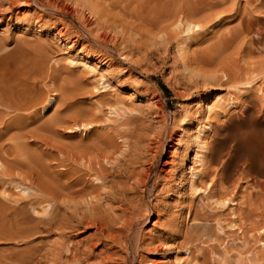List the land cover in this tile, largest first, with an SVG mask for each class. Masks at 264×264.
<instances>
[{"label":"rangeland","instance_id":"rangeland-1","mask_svg":"<svg viewBox=\"0 0 264 264\" xmlns=\"http://www.w3.org/2000/svg\"><path fill=\"white\" fill-rule=\"evenodd\" d=\"M11 1L0 0V46L16 47L9 65L19 71L21 107L0 119V264H264V35L244 29L227 41L244 13L264 25V0H149L137 12L128 0H93V13L83 0ZM189 2L203 3L197 25L178 17ZM216 44L232 69L214 62L190 77L184 65L201 69L197 56ZM76 117L90 124L73 126ZM200 121L208 142L197 147ZM90 145L108 154L94 185L82 159L62 152ZM194 149L206 158L194 160L201 177L191 181ZM148 165L143 187L134 177ZM52 182L73 188L61 197ZM82 184L93 204L74 191ZM86 214L104 226L82 223Z\"/></svg>","mask_w":264,"mask_h":264},{"label":"bare ground","instance_id":"bare-ground-1","mask_svg":"<svg viewBox=\"0 0 264 264\" xmlns=\"http://www.w3.org/2000/svg\"><path fill=\"white\" fill-rule=\"evenodd\" d=\"M13 1V0H12ZM11 1V2H12ZM21 1V0H20ZM42 1V0H41ZM48 1V0H47ZM61 1V0H60ZM78 1V0H77ZM84 2H82L81 4H82V7H85V6H83V5H86V7L88 8V10H89V12L91 13L92 12V10H93V5H94V3H91V2H93V0L91 1V0H83ZM115 1H117V0H115ZM119 1H122V0H119ZM149 0H128L127 1V4H125L127 7H130L134 12H137V11H141V10H139L140 9V7L144 4V3H147ZM155 2H156V0H154ZM161 1V0H160ZM163 1V0H162ZM166 1V0H165ZM205 1V0H204ZM209 1V0H208ZM211 1V0H210ZM214 1V0H213ZM45 2V1H44ZM44 2H43V4L42 5H45L44 4ZM52 2V1H51ZM57 2V1H56ZM80 2H81V0H80ZM96 2V1H95ZM167 2V1H166ZM166 2H164L165 4H166ZM187 2V1H186ZM220 2V1H219ZM13 3V2H12ZM49 3H50V1H49ZM59 3V2H58ZM73 3H75V2H73ZM161 3H163V2H161ZM210 3V2H209ZM217 3V2H216ZM50 4H52V3H50ZM55 4V3H54ZM77 4H79L78 2H77ZM77 4H74V5H77ZM149 4V3H148ZM156 4V3H155ZM155 4H152V6L153 5H155ZM157 4H159V3H157ZM167 4H169V3H167ZM189 4H190V6H187L186 8L188 9L187 11L185 10H183V9H180L179 11H177L176 13L178 14V15H180V16H178L180 19H182V16H184V19H185V21L187 22V23H189V24H198V22L192 17L194 14H196L195 12H197V10L200 8V6H202L203 5V3L200 5V4H197V3H193V2H189ZM260 4H262V5H264V1L262 2V3H260ZM8 5V4H7ZM59 5V4H58ZM57 5V6H58ZM95 5H96V8H97V5H98V3L96 4L95 3ZM129 5V6H128ZM205 5H207L208 6V3L207 4H205ZM210 5V4H209ZM216 5V4H215ZM217 5H220V3H218ZM256 5V4H255ZM47 6H48V4H47ZM50 6V5H49ZM67 6V5H66ZM79 6V5H78ZM77 6V7H78ZM160 6V5H159ZM162 6H163V4H162ZM166 6H168V5H166ZM211 6H213L212 4H211ZM56 7V6H55ZM62 7V9H64V7L63 6H61ZM75 7V6H74ZM76 7V8H77ZM81 7V6H80ZM113 7V9H114V6H112ZM156 7V6H155ZM165 7V6H164ZM210 7V6H209ZM264 7V6H263ZM46 8V7H45ZM70 8V7H69ZM149 8V7H148ZM148 8H146V11L148 10ZM160 8V7H159ZM207 8V7H206ZM205 8V9H206ZM255 8V7H254ZM104 9H106V8H104ZM152 9V8H151ZM176 9V8H175ZM174 9V10H175ZM203 9V8H202ZM260 9V8H259ZM55 10V9H54ZM69 10V9H68ZM86 10V9H85ZM84 10V11H85ZM129 10V9H128ZM204 10V9H203ZM58 11V10H57ZM71 12H72V9L70 10ZM83 11V10H82ZM95 11V10H94ZM96 11H97V9H96ZM127 11V10H126ZM146 11L145 12H143V14H145L146 13ZM151 11V10H150ZM150 11H148V12H150ZM152 11H156L155 9H153ZM199 11V10H198ZM202 11V10H201ZM76 12V11H75ZM107 12V11H106ZM127 12H129L130 13V11H127ZM132 12V11H131ZM175 12V11H174ZM173 12V13H174ZM200 12V11H199ZM66 13V12H65ZM93 13V12H92ZM97 13H98V15H100L99 14V8H98V11H97ZM108 13V12H107ZM139 13L140 12H138V16H139ZM164 13H166V16H168L167 14V11H165L164 10ZM162 14L161 16L162 17H164V15L165 14ZM105 14V13H104ZM130 14H132V13H130ZM141 14V13H140ZM149 14V13H148ZM154 14H155V12H154ZM198 14V13H197ZM243 14V13H242ZM247 14V13H246ZM245 13L243 14V15H240V16H242L241 17V20H240V17H238L239 18V20L241 21V25L240 24H237L238 25V29H237V27L235 28V30H233L234 31V34L228 39V38H226V39H228L227 41H229L230 42V40H232V39H236L237 38V35L239 36V33H241V32H243V30L245 29V32H247L248 33V31H251V35H249V38L250 39H253V38H258L259 36H261V35H264V25H262V26H260V25H253V22L255 21L254 19L255 18H257V19H259V16L258 17H254V16H257V15H254V14H249V15H246ZM98 15L96 16V17H98ZM151 15V14H150ZM150 15H149V17H150ZM69 16V15H68ZM148 16V15H147ZM158 16L159 17H161L159 14H158ZM83 17V16H82ZM92 17H93V15H92ZM95 17V16H94ZM93 17V18H94ZM101 17V16H100ZM152 17V16H151ZM154 17H155V15H154ZM85 18V17H84ZM135 18V17H134ZM179 18H178V20H179ZM95 19V18H94ZM97 19V18H96ZM136 19V18H135ZM145 19V18H144ZM150 19V18H149ZM153 19H156V18H153ZM157 19H158V17H157ZM138 20V19H137ZM141 20V19H140ZM238 19H237V22L239 21ZM84 21V20H83ZM142 21V20H141ZM145 21V20H144ZM148 20H146V22H147ZM153 21V20H152ZM180 21V20H179ZM148 22H150V21H148ZM154 22V21H153ZM153 22H152V25H153ZM156 22V21H155ZM154 22V23H155ZM176 22V21H175ZM174 22V23H175ZM173 23V22H172ZM172 23L170 24V25H172ZM257 23V22H256ZM149 24V23H148ZM91 25V24H90ZM236 26V25H235ZM115 27H117L116 25H115ZM205 27V26H204ZM234 28V27H233ZM113 29H114V27H113ZM116 30V29H115ZM131 30V29H130ZM194 30V29H193ZM133 31H134V29H133ZM62 32H63V30H62ZM61 31H60V34L62 33ZM64 33V32H63ZM132 33V32H131ZM244 33V32H243ZM62 35V34H61ZM234 39V40H235ZM221 40V39H220ZM222 40H223V38H222ZM192 41V40H191ZM233 41V40H232ZM220 44H222V43H220ZM226 44V43H225ZM263 45H264V42H263ZM188 47V46H187ZM222 48H223V46H221V45H213V46H207V47H205L203 50H202V52H201V54L199 55V56H197V59L195 60V61H197L198 62V64H200L201 65V67H202V65H205V64H207L206 66H208L209 64H213L214 62L215 63H220V66H221V68H222V71H224V74H226L227 75V73H228V69H232V66H233V61L232 60H230L229 58H227L226 56H222L221 55V50H222ZM15 51H16V47L15 48H13L12 50H9V51H5L4 49H2V46H0V119H1V121L3 120L4 121V119H3V117H2V115L4 114V113H6L7 112V110H6V108L8 107V108H10L11 110H13L12 112V116H16V115H18L17 114V111H19L18 109L21 107V99H20V93H19V87H18V82H19V71H18V68H17V66L15 65L14 67H11L10 65H9V59L10 58H12L13 56H15ZM78 56V55H77ZM86 56V55H85ZM89 56V55H88ZM81 57H82V55H81ZM242 57H244L243 55H242ZM14 58V57H13ZM83 59V58H82ZM193 59V58H192ZM195 59V58H194ZM86 59H84V62L86 63V65H88V64H91L90 62H88V61H85ZM95 60V59H94ZM186 61V60H185ZM195 61H192L191 60V62H193V63H196ZM16 62V61H15ZM95 62V61H94ZM103 63L104 62V60L103 59H99L98 58V60L95 62L96 64H98V63ZM190 62V63H191ZM94 64V63H93ZM185 64V63H184ZM212 64H211V66H212ZM13 65V64H12ZM200 65H196V66H199L200 67ZM107 66V65H106ZM185 67V69L187 70H185L186 72H188L187 74H189V76L191 77L192 75L191 74H196L197 76L199 75V73H201V71L200 70H202V73H203V71L205 72L206 71V67L205 68H201V69H199L198 67H195V66H192V64L190 65H188L187 63L184 65ZM96 68V67H95ZM102 68V67H101ZM100 68V69H101ZM104 68H105V66H104ZM183 68V69H184ZM210 68V67H209ZM103 69V68H102ZM106 70H107V68H105ZM204 69V70H203ZM216 69V68H215ZM215 69L214 70H212V71H210L209 73L210 74H216L217 72H215ZM217 69H218V67H217ZM216 69V70H217ZM207 70H209L208 68H207ZM100 71V70H99ZM105 71V70H104ZM103 70H102V72H100V75H101V77H102V79H103V76L105 77V72H104ZM108 71H110V70H108ZM91 72V71H90ZM220 72V71H219ZM107 73H109V72H107ZM196 75H193L194 77L196 76ZM101 77H100V79H101ZM238 77V76H237ZM32 78H35V77H32ZM253 78V77H252ZM50 79H52V78H50ZM235 79V78H234ZM233 78L231 79V80H234ZM202 80V79H201ZM249 80V79H248ZM205 81V80H204ZM245 81V80H244ZM203 82V81H202ZM207 82V81H206ZM229 82H232V81H229ZM239 82H242V81H239ZM102 83H103V81H102ZM205 83V82H204ZM210 83H211V81H210ZM233 83V82H232ZM238 83V82H237ZM208 84H209V81H208ZM204 85H206V84H204ZM203 85V86H204ZM59 86V85H58ZM58 89H59V87H58ZM61 89V88H60ZM60 89H59V91H60ZM77 89V88H76ZM78 89H80V88H78ZM62 90V89H61ZM73 90H75V89H73ZM73 90H71V91H73ZM56 91H58V90H56ZM56 91H54V92H56ZM58 91V92H59ZM63 91V90H62ZM60 93V92H59ZM64 93H66V92H64ZM68 93H70L71 94V96H72V94L74 95L75 93H71V92H68ZM58 94V93H57ZM206 95V94H205ZM73 97V96H72ZM72 97H70V98H72ZM52 98V97H51ZM74 98V97H73ZM203 99V98H202ZM26 100H28L29 101V99H27L26 98ZM56 100V99H55ZM205 100V99H204ZM207 103V102H206ZM49 104H50V102H49ZM48 104V105H49ZM46 107V106H45ZM48 107V106H47ZM45 109V108H44ZM46 110H47V108H46ZM262 110V109H261ZM22 111V110H21ZM20 111V112H21ZM45 111V110H44ZM81 113V112H80ZM6 115H8L7 113H6ZM247 116V115H246ZM8 118V117H7ZM6 118V119H7ZM251 118V117H250ZM5 119V120H6ZM263 119V118H262ZM261 119V120H262ZM91 120V119H90ZM226 120H227V118H226ZM89 120H86V119H83L82 117H76L75 119H73V122H74V125L73 126H75V125H78L79 126V124H83V125H85L86 126V123H89L88 122ZM229 121V120H228ZM235 122L237 121V120H234ZM230 122V121H229ZM90 124V123H89ZM5 127V126H4ZM8 127V126H7ZM73 128V127H72ZM88 128V127H87ZM210 128V127H209ZM249 128V127H248ZM205 130H206V125L203 123V122H197V125L195 126V132H194V135H193V137H191V138H193V141L195 142V146H206V138H205V134H204V132H205ZM31 136V135H30ZM119 137V136H118ZM216 138H217V136H216ZM259 139V138H258ZM208 142V141H207ZM217 143H219V142H217ZM105 144V143H104ZM220 144V143H219ZM122 145H124V144H122ZM193 145V144H192ZM208 145H209V143H208ZM125 146V145H124ZM217 146H219V145H217ZM4 147V146H3ZM68 147H70V146H68ZM66 148V149H64V150H62V152H64V154L66 155L64 158L65 159H69L70 161H74V160H77L78 158H81L82 159V162H83V164H84V171L86 172V173H88L89 175L90 174H92L93 175V177L92 176H89L87 179H89L90 181L89 182H87V184H89V185H94V184H97V182H95V181H93L92 179L94 178V179H98V178H100L99 180H102L103 181V170H104V165H103V159L104 158H106L107 157V153H106V149H105V147H102V146H96V145H90V146H87V147H84V148H81V149H79L78 147H70V148ZM90 147V149H88ZM157 147V146H156ZM155 147V148H156ZM208 147H210V146H208ZM255 147V146H254ZM12 148V147H11ZM211 148V147H210ZM234 148V147H233ZM203 149H205V148H203ZM4 150V149H3ZM59 150V149H58ZM156 150H157V148H156ZM156 150H154V151H156ZM218 150V149H217ZM257 150V149H256ZM5 151V150H4ZM7 151V150H6ZM5 151V152H6ZM108 152V151H107ZM205 152V151H204ZM218 152V151H217ZM236 152V151H235ZM7 153V152H6ZM155 153V152H154ZM258 153V152H257ZM260 153V152H259ZM207 154H208V152H207ZM8 155V154H7ZM224 155V154H223ZM222 155V156H223ZM229 155H230V153H229ZM215 156V153H214V155H213V157ZM228 156V155H227ZM264 156V155H263ZM111 157V156H110ZM257 157V156H256ZM64 158L63 159H61L60 158V160H64ZM205 158H206V155H205ZM204 158V156L203 155H200V154H198V152H197V150L196 149H194V153H193V156L191 157V159H190V162H191V164L190 165H192L191 167H192V169H191V171H190V174H191V177H190V179H191V181H193L194 180V177L195 176H197V178H198V176L200 175V168L199 167H196V166H194V160H196V159H198V160H200V162H203V159H205ZM249 158H251V157H249ZM249 158H248V160H249ZM1 159V158H0ZM186 159H187V157H186ZM218 160H219V157L217 158ZM216 159V160H217ZM222 159V158H221ZM227 160V159H226ZM246 160H247V157H246ZM260 160V159H259ZM3 161V160H2ZM14 161V160H13ZM28 161V160H27ZM168 160H166V162H167ZM251 161H252V159H251ZM250 161V162H251ZM262 161V160H261ZM260 161V162H261ZM10 162V161H9ZM21 162H22V160H21ZM24 162V161H23ZM30 162V161H29ZM166 162H165V164H166ZM210 162V161H209ZM221 162V161H220ZM227 162V161H226ZM1 163V162H0ZM5 163V162H4ZM3 163V164H4ZM12 163V162H11ZM20 163V162H19ZM27 162H24V164H26ZM78 163V162H77ZM217 163V162H216ZM222 163V162H221ZM248 163H249V161H248ZM6 164V163H5ZM8 164V163H7ZM20 164H22V165H24L23 163H20ZM20 164H19V166H20ZM182 164H183V162H182ZM202 164H204V163H201V165ZM206 164V163H205ZM212 164V163H211ZM214 164V163H213ZM243 164H244V162H243ZM2 165V164H1ZM29 165V164H28ZM225 165H227V164H225ZM250 165V164H249ZM254 165V164H253ZM264 165V163L262 164V166ZM6 166V165H5ZM61 166V165H60ZM208 166V165H207ZM210 166V165H209ZM238 166V165H237ZM247 166V165H246ZM246 166H245V168H246ZM255 166V165H254ZM254 166H252L251 165V167H254ZM22 167H24V166H22ZM28 167V166H27ZM75 167V166H74ZM149 165L148 166H146L145 168H144V170L142 171V172H140V173H138V175H137V173L136 172H134V173H136V175H137V177H134L133 175H131V178L132 177H134V178H137L135 181L137 182H134V183H136V184H141L143 187H145L146 185H148V178H149V176H150V170H149ZM221 167V166H220ZM225 167V166H224ZM250 166H248V168H249ZM250 167V168H251ZM3 168H4V166H3ZM26 168V167H25ZM183 168V167H182ZM181 168V169H182ZM203 168V167H202ZM206 168V167H205ZM228 168H229V166H228ZM256 168V167H255ZM76 169V168H75ZM227 169V168H226ZM224 170V168H223V171H225V172H227V174L229 173L227 170ZM252 169V168H251ZM183 170V169H182ZM220 170V169H219ZM239 170V169H238ZM242 170V169H241ZM241 170H239L240 172H241ZM248 170H250V169H248ZM253 170V169H252ZM251 170V171H252ZM255 170V169H254ZM253 170V171H254ZM206 171H207V169H206ZM247 171V170H246ZM250 171V172H251ZM256 171V170H255ZM81 172V171H80ZM209 172V171H208ZM248 172V171H247ZM250 172H248V173H250ZM264 172V171H263ZM202 173V172H201ZM211 173V172H210ZM238 173V172H237ZM260 174H262L261 172H259ZM209 174V173H208ZM207 174V175H208ZM211 174H213V173H211ZM215 174V173H214ZM219 174H220V172H219ZM28 175V174H27ZM26 175V176H27ZM109 175V174H108ZM135 175V174H134ZM202 175H203V173H202ZM229 175V174H228ZM25 176V177H26ZM129 176H130V174H129ZM208 176H211V177H213V176H216V175H208ZM245 176V175H244ZM247 176V175H246ZM255 176L256 175H254V178H255ZM29 177V176H28ZM42 177L45 179V177H44V175H43V173H42ZM199 177H201V176H199ZM223 177H224V174H223ZM248 177H249V174H248ZM264 177V176H263ZM30 178V177H29ZM29 178L27 179V177H26V179L29 181ZM92 178V179H91ZM127 178H129V177H127ZM130 178V179H131ZM214 178V177H213ZM220 178V177H219ZM259 178H261V177H259ZM226 179V178H225ZM257 179V178H256ZM41 180V179H40ZM46 181L48 180V179H45ZM57 179H55V181H56ZM71 180H75V178L73 177ZM133 180V179H132ZM198 180V179H197ZM201 180V179H200ZM204 180H206V179H204ZM251 180V179H250ZM59 181V180H58ZM57 181V182H58ZM261 181H263V179H261ZM260 181V179H259V182H261ZM49 181H47V183H48ZM129 182V181H128ZM196 182V181H195ZM201 182H204L203 180L201 181ZM207 182V181H206ZM252 182H253V184H255L254 182L255 181H253L252 180ZM256 182L258 183V181L256 180ZM264 182V181H263ZM45 183V182H44ZM46 183V184H47ZM63 183V182H62ZM73 183V182H72ZM79 183V182H78ZM197 183H198V181H197ZM200 183V182H199ZM198 183V184H199ZM208 183H210V182H208ZM215 183L217 184V182L215 181ZM51 184H55L54 182H52ZM60 184V183H59ZM64 185L62 186V184H61V186L60 185H58V183H57V185H58V188H59V191H60V189L62 188V187H68V188H70V186H66L65 185V183H63ZM194 184V183H193ZM205 183H203V185H204ZM215 184V185H216ZM261 184H262V182H261ZM28 185H29V183H28ZM37 184L35 183V186H36ZM56 184H55V186H57ZM72 185H74V183L73 184H71V186ZM76 185H78V184H76ZM89 185H84V184H82V185H79L78 187H76L75 189H74V191L76 190V191H79V192H81L82 193V195H83V198H82V195L80 196L79 195V197H81L82 199H81V201L83 200H86L87 202H92V204H93V200H92V195L91 194H93V192L92 193H90L91 191H90V187H89ZM106 185V184H105ZM132 185H133V183H132ZM150 185V184H149ZM258 185H260V183L258 184ZM257 184H256V186L257 187H259ZM264 185V184H263ZM75 186V185H74ZM134 186V185H133ZM151 186H153V185H151ZM202 186V185H201ZM209 186V185H208ZM207 186V187H208ZM255 186V185H254ZM253 186V187H254ZM260 186H262V185H260ZM37 187H39L38 185H37ZM50 187V186H49ZM64 187V189L66 190V188ZM136 187V186H135ZM139 187H141V186H139ZM67 188V189H68ZM71 188H73V187H71ZM70 188V189H71ZM199 188V187H198ZM204 188V187H203ZM202 188V190H205V188L203 189ZM255 188V187H254ZM261 188V187H260ZM259 188V189H260ZM26 189V188H25ZM28 189V188H27ZM26 189V190H27ZM52 189V188H51ZM63 189V188H62ZM152 189V188H151ZM195 189H197V187L195 188ZM210 189V188H209ZM65 190H63V191H65ZM133 190H134V188H133ZM147 190V189H146ZM261 190H262V188H261ZM264 190V189H263ZM52 191V190H51ZM63 191H60L61 193L63 192ZM68 191V190H67ZM72 191V190H71ZM70 191V192H71ZM75 191V192H76ZM106 191V190H105ZM58 192V191H57ZM66 192V191H65ZM65 192H64V194H65ZM69 192V191H68ZM149 192V191H148ZM72 193V192H71ZM81 193H79V194H81ZM143 193V192H142ZM258 193H262V192H259L258 191ZM56 192H55V190L53 191V193H52V196L54 197V198H56L55 196H56ZM68 194V193H67ZM216 194V193H215ZM221 194V193H220ZM58 195H60V194H58ZM62 195H63V193L61 194V197H62ZM73 195H74V193H73ZM146 195V194H145ZM67 196H69V197H73L72 195H67ZM78 196V195H77ZM144 196V195H143ZM221 196H222V194H221ZM220 196V197H221ZM94 198H97V196L95 197V194H94V196H93ZM145 197V196H144ZM231 197V196H230ZM58 198H59V196H58ZM74 198H76V196L74 195ZM93 198V199H94ZM141 198V197H140ZM226 198H227V196H226ZM225 198V199H226ZM232 198V197H231ZM51 199V198H50ZM143 199V198H142ZM223 199H224V197H223ZM68 200V199H67ZM97 200H98V198H97ZM97 200L95 199V201L97 202ZM218 201L220 200L219 199V197H218V199H217ZM232 200V199H231ZM48 201H50V200H48ZM63 201H65V199L63 200ZM72 201H74V200H72ZM72 201H69V203L70 202H72ZM82 201V202H83ZM222 201V200H221ZM52 201H50V203H51ZM53 202L55 203V201L53 200ZM87 202H85V203H87ZM232 202V201H231ZM234 202V201H233ZM48 203V202H47ZM49 203V204H50ZM63 203V202H62ZM66 203H68V202H66ZM73 203V202H72ZM84 203V202H83ZM49 204H47V205H49ZM64 204V203H63ZM78 204H80L79 202H78ZM92 204H91V208H92ZM60 205V204H59ZM62 205V204H61ZM76 205H77V203H76ZM88 205V204H87ZM233 205V204H232ZM69 206V205H68ZM74 206H75V202H74ZM83 206V205H82ZM49 207V206H48ZM72 207V206H71ZM70 207V208H71ZM86 207V206H85ZM88 207V206H87ZM51 209V208H50ZM74 209H75V207H74ZM89 209V208H88ZM147 209V208H146ZM231 209H232V207H231ZM73 210V209H72ZM83 210V209H82ZM91 210V209H90ZM143 210H145V209H143ZM152 210V209H151ZM150 210V211H151ZM233 210V209H232ZM78 211V210H77ZM145 211H147V210H145ZM94 212V211H93ZM233 212V211H232ZM85 213V212H84ZM91 213V212H90ZM235 214V213H234ZM76 215H78V214H76ZM94 215V214H93ZM92 214H90V215H87L86 214V216H85V218H83V219H81V222L82 223H85V224H88V226H89V224L91 225V224H94L96 227H100L102 224L101 223H98V221H97V219L93 216ZM140 215H141V217H146V213H142V212H140ZM233 215V214H232ZM79 216H81V215H79ZM235 216H236V214H235ZM138 217V216H137ZM146 220V219H145ZM144 220V221H145ZM80 221V220H79ZM100 222V221H99ZM125 222H127L125 225H124V228L126 227V228H131V227H133L132 226V224H133V220L132 219H128L127 221H125ZM142 222H143V220H142ZM157 222V221H156ZM101 224V225H100ZM86 226V225H85ZM84 226V227H85ZM104 226V223H103V225H102V227ZM62 227V226H61ZM95 227V228H96ZM123 227V226H122ZM123 228V229H124ZM125 228V231L127 230ZM100 229H102V228H100ZM99 229V230H100ZM97 230V229H96ZM95 230V231H96ZM102 230H104V229H102ZM130 230V229H129ZM129 233H131V232H129ZM130 235V234H129ZM127 236H128V230H127V232H125V238H127ZM137 240H135V242H136ZM125 244V243H124ZM125 246V245H124ZM127 247V246H126ZM126 247H124V248H126ZM123 249V248H122ZM187 252H188V249L186 248L185 249ZM185 251V252H186ZM178 255V254H177ZM189 255V254H188ZM178 257H176V259H177ZM180 258V257H179ZM179 258H178V260H179ZM182 259V258H181ZM185 259V258H184ZM181 261V260H180ZM183 261V260H182ZM196 261V260H195ZM194 261V262H195ZM196 264H199V263H196Z\"/></svg>","mask_w":264,"mask_h":264}]
</instances>
